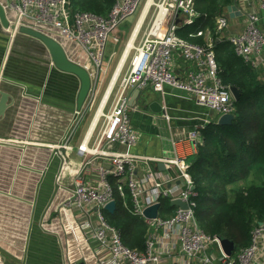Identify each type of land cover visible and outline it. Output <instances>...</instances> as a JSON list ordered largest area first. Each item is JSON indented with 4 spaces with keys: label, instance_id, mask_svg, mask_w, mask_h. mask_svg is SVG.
Segmentation results:
<instances>
[{
    "label": "built area",
    "instance_id": "obj_1",
    "mask_svg": "<svg viewBox=\"0 0 264 264\" xmlns=\"http://www.w3.org/2000/svg\"><path fill=\"white\" fill-rule=\"evenodd\" d=\"M141 1L114 0L105 17L90 12L71 14L68 0H9L5 8L10 24L44 32L60 41L64 49L66 46L76 49L95 71L101 72L107 44L119 42L112 34L136 13ZM250 2L232 0V5L225 6L214 16L212 29L200 27L189 35L202 38L203 45L176 34L178 29L194 26L207 18L196 10L195 0H160L156 5L157 13L163 8L165 16L154 30L156 13L137 45L139 35L136 37V47L130 51L128 68L115 93L110 95L88 140L84 142L83 138L77 148L82 163L74 172L70 186L60 184V174L67 161L61 154L53 155L61 160L60 172L41 224L44 226L45 218L53 212L63 216L64 221H58L62 235L70 237L72 252L78 260L70 261L71 255L65 249L62 264H264V220L252 226L249 244L231 255L224 252L218 236H210L199 228L195 216L197 193L189 172L192 163L183 153L175 150L173 157L154 158L127 151L140 139L131 124L130 114L135 109L129 102L134 91L149 89L163 93V87L168 86L185 93L196 105L211 110L218 118L235 115L236 102L231 87L224 85L219 76L215 43L228 42L235 56L257 71L260 81L264 80V30L259 26L264 20V0H259V13ZM240 5L249 6L248 11L245 8L241 12ZM231 6L240 14L236 18H242L240 24L233 26L237 28L235 32L229 25V21L235 19V15L233 18L228 15L227 8ZM146 15L143 25L149 12ZM177 59L182 64L177 65ZM90 94L92 96V89ZM90 103L91 97L88 108L84 107L78 117L88 112ZM204 128L195 126L187 133L191 156H195L202 145ZM69 139L60 149L68 148ZM115 147L126 151H117ZM158 164L164 166L165 172L155 170ZM46 171L47 168L41 171L42 177ZM91 174L97 176L94 183L89 179ZM115 199L146 226L142 250L127 248L119 231L107 223L105 207L111 202L116 205ZM154 206L157 207L156 217L146 218L144 212Z\"/></svg>",
    "mask_w": 264,
    "mask_h": 264
},
{
    "label": "crops",
    "instance_id": "obj_2",
    "mask_svg": "<svg viewBox=\"0 0 264 264\" xmlns=\"http://www.w3.org/2000/svg\"><path fill=\"white\" fill-rule=\"evenodd\" d=\"M250 3L259 13V0H251ZM230 4H233L232 0ZM245 8L248 11L249 6L240 5L238 9L244 12ZM241 20L235 15V19L229 21L233 32L237 30L233 26ZM259 26L264 30V20L259 22ZM65 52L70 60L85 68L71 48L66 46ZM176 63L182 64L179 59ZM78 88L75 76L61 73L53 67L40 42L20 34L11 37V33L0 26V91L9 95V108L0 119V201L3 206L12 207L9 218L0 215V264H20L24 256L26 264H34L41 258L48 264H62L65 249L71 255L70 261L78 260L72 252L70 237L62 235L58 221H64V218L59 213L55 217L53 215L54 219L52 214L45 218V227L50 219L53 233L33 229L35 220L42 221L55 191L61 166L56 155L66 157L65 161H70L71 166L66 173L60 174V184L70 186L79 166L67 153L82 142L89 125L77 141L78 131L86 121V114L78 117L76 110ZM162 91L156 93L147 89L140 92L133 107L135 111L130 114L132 128L140 139L127 151L133 155L158 158L173 157L177 150L192 163L195 156L190 155L187 133L195 126L217 122L218 116L196 105L183 92L168 86H164ZM90 97L91 94L84 106L86 109ZM151 103L159 104L161 112H151L148 107ZM75 120L76 125L73 126ZM68 137V148L60 149ZM114 149L126 151L125 148ZM75 156L79 157L77 150ZM46 168L42 177L41 171ZM89 179L94 183L97 176L91 174ZM33 193L36 196L24 198L19 195Z\"/></svg>",
    "mask_w": 264,
    "mask_h": 264
},
{
    "label": "trees",
    "instance_id": "obj_3",
    "mask_svg": "<svg viewBox=\"0 0 264 264\" xmlns=\"http://www.w3.org/2000/svg\"><path fill=\"white\" fill-rule=\"evenodd\" d=\"M230 2L195 0L196 10L207 18L178 29L177 36L203 45L202 38L189 35L200 27L212 29L214 16ZM113 3L68 0V8L71 14L90 12L105 17ZM214 54L222 83L237 88L241 97L235 103L234 120L229 126L209 123L202 130V145L189 172L197 193L195 216L199 228L210 236L232 241L240 250L249 244L254 220H264V83L257 71L235 56L228 42L215 43ZM229 194L234 197L228 198ZM115 201V211L105 212L107 223L119 231L127 248L142 250L146 226L125 211L119 199Z\"/></svg>",
    "mask_w": 264,
    "mask_h": 264
},
{
    "label": "water",
    "instance_id": "obj_4",
    "mask_svg": "<svg viewBox=\"0 0 264 264\" xmlns=\"http://www.w3.org/2000/svg\"><path fill=\"white\" fill-rule=\"evenodd\" d=\"M229 18H233L234 15H240L236 12V7L231 6L227 8ZM0 25L2 29L6 30L7 32L11 33V37L16 34L24 35L30 37L34 40L40 42L43 47L46 49L51 64L53 67L61 73L73 75L78 79L79 88L76 96V110L81 112L86 104L87 99L89 98L91 89L93 87V81L91 80L88 72L85 68L79 65L76 62H73L67 56L64 46L62 43L48 35L44 32L33 29L30 27L25 26H16L14 24H10L8 17H7V10L6 8L0 3ZM13 38H11L12 41ZM231 93L234 97L235 102H238L241 97V92L237 88H231ZM141 93L139 91H134L131 95V100L129 102V106L133 108L136 105V101L139 98ZM149 109L153 113H160L161 108L157 103H151ZM9 108V95L0 91V119L5 116L6 111ZM234 120L233 115H226L221 116L218 118L216 124L219 126H229ZM156 170L159 172H165L164 166L158 164L156 165ZM56 190V187H55ZM174 205L185 209L186 206L181 204L180 202H174ZM116 209V205L114 202H111L105 207V210L108 213H113ZM157 214V207H151L144 212V216L149 219H154ZM219 240L221 241L222 248L227 255H231L235 250V244L225 239L222 236H218ZM20 264H26V256L23 257V260Z\"/></svg>",
    "mask_w": 264,
    "mask_h": 264
},
{
    "label": "rangeland",
    "instance_id": "obj_5",
    "mask_svg": "<svg viewBox=\"0 0 264 264\" xmlns=\"http://www.w3.org/2000/svg\"><path fill=\"white\" fill-rule=\"evenodd\" d=\"M1 4L6 7V4L8 2V0H0ZM142 3H143V0L141 1L136 13L131 17L129 18L128 20H126L122 25H120L117 30L114 31V33L112 34V36H116L118 39H119V42L118 43H112L111 41H109V43L107 44V47L105 49V54L103 56V61H102V70L101 72H97L98 74V77L95 78L94 82H93V87H92V91H93V94L91 96V103H90V107H89V110L88 112L86 113L85 117H84V120H86L84 123H82V126L80 127L78 133L80 134L79 135V139L77 141H80L86 127H87V124L90 123L91 119L93 118V115L95 113V110L99 104V101L103 95V92L108 84V81L112 75V72L120 58V55L124 49V46L126 45L129 37H130V34H131V31L133 29V26L135 25V22L139 16V13L141 11V6H142ZM160 4V0H155V6H153L149 12V16L147 17L144 25H143V28L139 34V37L137 39V42H136V45L139 43L140 39H141V36L148 30L149 26L152 24L154 18H155V15L157 13V8H156V5ZM242 21H239L238 24H240ZM231 23V22H230ZM231 25V24H230ZM1 26V25H0ZM73 50V53L77 54L76 56L79 57L81 60L79 61H83L84 64L82 65H85V67H87V69H92L93 66L86 60V58L79 52L76 51V49L74 48H71ZM133 53H131L132 55ZM131 57V56H130ZM130 57H128V59L126 60V64L124 66V69H123V72L121 74V77L119 78V80L117 81V84L114 88V91L113 93H115L117 87H118V84L121 80V78L123 77V75L125 74L126 72V69L128 68V64H129V61H130ZM262 79V78H261ZM262 81H264L262 79ZM260 81L261 83H264ZM89 122V123H88ZM79 146V145H78ZM77 147H74L72 148V150L70 151H67V153L69 152V154H71V156L73 157L72 159H74V162L76 164H81L82 163V158H79L77 156H75V153H76V150H77ZM66 158V157H65ZM64 158V160H66ZM70 162V161H69ZM67 161L66 163V166L64 167V171H63V174L66 173L70 168V163ZM70 167V168H69ZM63 169V168H62ZM55 180H53V183H54ZM231 189H236V187H231ZM12 195V194H11ZM20 197H27L28 195H33V196H36V194H19ZM14 196V195H13ZM30 197V196H29ZM234 195L233 194H229L228 198H233ZM229 199V200H230ZM7 202V201H5ZM11 208L10 206H3L1 201H0V215L1 216H6L7 218L10 217V212H11ZM52 214V219H54L55 217V212L51 213ZM54 215V217H53ZM258 220H254L253 224H255V222H257ZM45 226V225H44ZM43 226V224H41V222L39 223V220H35L34 224H33V229L36 228V230H38L39 232H52L51 231V223H50V219L47 221V226L46 228ZM44 228V229H43ZM19 260L22 259L21 256L18 257ZM41 259H37L35 261L34 264H48L49 262L45 259L43 260ZM44 262V263H43ZM52 264V263H51Z\"/></svg>",
    "mask_w": 264,
    "mask_h": 264
},
{
    "label": "bare ground",
    "instance_id": "obj_6",
    "mask_svg": "<svg viewBox=\"0 0 264 264\" xmlns=\"http://www.w3.org/2000/svg\"><path fill=\"white\" fill-rule=\"evenodd\" d=\"M155 5V0H145L143 7L139 13V16L135 22V25L133 26V29L131 31L130 37L126 43V45L124 46V49L120 55V58L112 72V75L108 81V84L103 92V95L99 101V104L95 110V113L93 115V118L91 119L86 132L84 133V142H86L92 132V130L94 129L98 118L101 116L103 109L106 106V103L110 97V95L113 92V89L117 83V80L120 77V74L122 72V69L124 67V64L126 63L127 57L130 54V51L132 49H134L136 46L134 44V41L136 39V37L140 34V30L142 28L143 25V21L145 19V16H147L146 14L148 12H150L149 10H151V8ZM165 16V11L163 8L160 9V12L157 13L156 19H155V24L153 26V29L156 30L158 29L159 25L161 24L163 18ZM85 70L88 72L91 80L95 79L97 77V72L95 71L94 68L92 69H87V67H85Z\"/></svg>",
    "mask_w": 264,
    "mask_h": 264
}]
</instances>
